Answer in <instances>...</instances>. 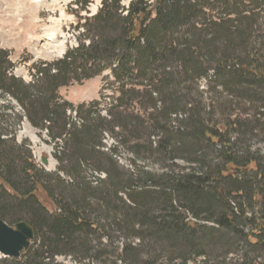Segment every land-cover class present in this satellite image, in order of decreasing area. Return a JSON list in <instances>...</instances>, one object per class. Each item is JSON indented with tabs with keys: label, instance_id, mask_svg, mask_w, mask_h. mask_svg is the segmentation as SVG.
Returning a JSON list of instances; mask_svg holds the SVG:
<instances>
[{
	"label": "trees",
	"instance_id": "obj_1",
	"mask_svg": "<svg viewBox=\"0 0 264 264\" xmlns=\"http://www.w3.org/2000/svg\"><path fill=\"white\" fill-rule=\"evenodd\" d=\"M91 3L74 0L77 46L33 66L31 82L0 48V93L23 110L0 116V220L35 231L22 257L0 264H95L103 254L108 264H264V156L246 145L264 123L218 117L222 97L232 107L239 93L264 115V35L262 47L251 42L264 0H102L82 16ZM99 76L111 93L106 116L98 102L74 105L58 93ZM24 120L56 147L57 173L16 141ZM106 132L134 169L116 147L104 149ZM87 171L105 178L93 186Z\"/></svg>",
	"mask_w": 264,
	"mask_h": 264
},
{
	"label": "rangeland",
	"instance_id": "obj_2",
	"mask_svg": "<svg viewBox=\"0 0 264 264\" xmlns=\"http://www.w3.org/2000/svg\"><path fill=\"white\" fill-rule=\"evenodd\" d=\"M101 1L92 0L88 13L82 12L81 15L91 16L96 14L101 6ZM75 9L74 0H0V48L9 52V58L15 64V68L12 70L14 75L21 77L25 82H31L34 79L32 76L33 72L30 71L33 66L60 59L67 49L77 46L75 26L78 24V20L74 14ZM259 25L262 27L261 32L259 31L256 34L255 42H253L254 40L251 41L256 47H262L261 41L264 35V25L261 22ZM263 54L261 53L262 63H264ZM207 82V80H202L203 87H207ZM105 85L106 82L103 77L99 76L81 84L73 83L61 87L58 93L64 100L74 105L98 102L100 113L106 116L109 103L111 102V93ZM207 97L214 98V95L207 94ZM245 97L241 93L235 96L232 107L228 106L232 102L230 101L232 97H222L220 105L225 106L224 108L222 107L221 113L218 114L219 119L228 120L238 117L242 121H260L259 123H264V115L260 113L263 108L261 106L259 108L256 103H250L247 99L248 97ZM2 114L14 117L16 114L23 115V110L14 98L6 94L1 95L0 93V116ZM72 119L75 122L80 120L75 112H72ZM16 121V119L12 120L9 126L15 125ZM254 131V133L247 135L246 140L248 142L246 145L251 153L259 151L264 156V130L256 128ZM45 139L49 140L46 132L31 127L26 120L17 128L16 141L18 143L25 140L28 141L32 154L40 167L46 172L57 173L59 163L54 156L56 147L54 144L46 142ZM103 141L106 151L117 148V154L114 157L122 166L134 169L133 158L117 139L109 132H106ZM58 143L62 145L61 142ZM41 155L49 158V165L45 166L42 163ZM137 166L145 167L148 170L151 168L150 163L138 161ZM84 175L88 181L92 182L93 186H96L99 177L101 179L105 178V174L95 171H87ZM102 242L104 245L108 244L106 238H103ZM124 242L121 239H116V245L121 246ZM109 251L110 249L105 250L103 253H108ZM239 257L240 254L235 253L229 257L228 261L232 259V263H235L239 260ZM262 258L264 262V253ZM58 259L65 264L82 263L71 257L60 256ZM111 260L110 255L103 254L101 261L99 263L95 262V264H108V261ZM106 261L108 263H104ZM200 261L201 259H198L193 264H203ZM85 262L89 263L90 260L83 261V263ZM214 262V259H211L209 264H214Z\"/></svg>",
	"mask_w": 264,
	"mask_h": 264
},
{
	"label": "water",
	"instance_id": "obj_3",
	"mask_svg": "<svg viewBox=\"0 0 264 264\" xmlns=\"http://www.w3.org/2000/svg\"><path fill=\"white\" fill-rule=\"evenodd\" d=\"M44 165L49 164L46 156L41 157ZM35 239L33 227L25 221L13 226L0 220V255L4 257L20 258L26 253Z\"/></svg>",
	"mask_w": 264,
	"mask_h": 264
}]
</instances>
